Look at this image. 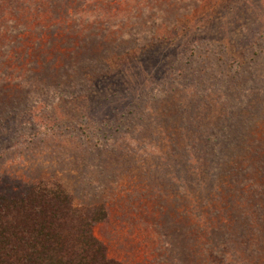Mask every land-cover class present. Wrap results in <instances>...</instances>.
I'll return each instance as SVG.
<instances>
[{
    "label": "rangeland",
    "instance_id": "374dc122",
    "mask_svg": "<svg viewBox=\"0 0 264 264\" xmlns=\"http://www.w3.org/2000/svg\"><path fill=\"white\" fill-rule=\"evenodd\" d=\"M41 182L124 264H264V0H0V196Z\"/></svg>",
    "mask_w": 264,
    "mask_h": 264
},
{
    "label": "trees",
    "instance_id": "16d2710c",
    "mask_svg": "<svg viewBox=\"0 0 264 264\" xmlns=\"http://www.w3.org/2000/svg\"><path fill=\"white\" fill-rule=\"evenodd\" d=\"M102 205L75 204L59 182L0 196V264H124L93 233Z\"/></svg>",
    "mask_w": 264,
    "mask_h": 264
}]
</instances>
